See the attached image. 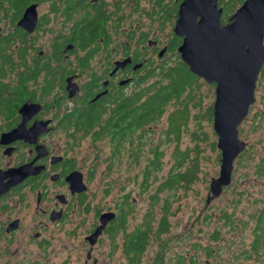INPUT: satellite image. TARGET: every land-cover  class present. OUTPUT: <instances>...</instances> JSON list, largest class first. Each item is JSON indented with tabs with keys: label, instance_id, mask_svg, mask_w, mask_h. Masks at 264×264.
Segmentation results:
<instances>
[{
	"label": "rangeland",
	"instance_id": "1",
	"mask_svg": "<svg viewBox=\"0 0 264 264\" xmlns=\"http://www.w3.org/2000/svg\"><path fill=\"white\" fill-rule=\"evenodd\" d=\"M31 3L34 2L29 4ZM37 3L39 16L48 15L50 0H38ZM9 18L4 16L0 21L1 36L16 32V25ZM172 21L162 20L166 24V31L171 29ZM59 29L60 20L54 19L45 29L36 30L34 34H38V39L35 40V45L45 51L53 48L55 31ZM164 33L165 30L161 34L152 35L159 34L160 39L165 40ZM26 37L29 38V34L26 33ZM19 39L16 37L8 52L10 57L24 60L28 54L25 51L22 55L21 50L27 44L20 43ZM18 48L22 49L17 50ZM98 59L99 57L92 59L91 63H97ZM49 60L51 62L52 58ZM179 60L182 58L153 57L151 62H147L150 66L146 69L154 68L155 75L148 79L147 84L158 81L166 83L167 79H164L160 71ZM145 72L140 71L141 74ZM142 85L144 87L146 83ZM127 89L129 93L139 89L138 83H130ZM58 93L57 90L50 94V99L58 96ZM255 94L256 103L239 125V137L247 145L235 159L232 182L209 202L212 179L220 176L222 155L213 117L208 115L216 98L214 87L204 79L198 80L197 85L192 87L188 121L182 127L179 140H175L173 135H170L171 140L168 139V115L181 107L187 92L183 93L181 99L172 100L164 115L149 125L141 138L138 136L139 132H136L132 139L134 146L128 142L124 148H116V140L106 122L108 115L104 114L92 133L85 137L76 135V140L72 142L75 153H71L78 157V167L86 175L87 201L91 207L89 214L83 212L82 206H78L70 211L67 221L54 224L42 211H38L34 191L29 193L24 202L18 203L14 198L0 202L1 222L9 218H21L18 230L3 232L0 237V264H130L129 256L125 255L118 236L112 239L107 234H99L94 243L85 240L94 221L95 207H112L129 192L131 199L134 198V212L129 217L130 229L151 219L156 231L161 216L165 213V200L169 203L168 231L160 235L159 240L150 237L140 264H179V257L182 256L187 258L185 264H264V246L261 248V255L252 251L256 218L264 202V75L257 83ZM66 106L69 109L70 103L66 102ZM63 137L64 132L60 131L51 142L64 146ZM157 146L164 154L160 159V166L153 168L150 165V161L155 159L152 149ZM133 151H136L138 159L133 157ZM183 153L188 154L185 164L176 168L178 158ZM25 155L22 152L7 157L0 151V165H12ZM147 168L151 169V176L148 187H145ZM92 171L94 174H91ZM175 171L194 173L195 179L190 183L180 182L176 187L166 188L159 193V201L155 203L152 195L160 183ZM121 186L125 188L120 189ZM7 206L10 209L5 208ZM226 213L232 214V224L226 223ZM216 230L220 232L218 240L212 237ZM37 233L40 235L35 237ZM161 240L167 242L166 247L160 244ZM117 243L119 248L114 250ZM209 246L216 247L211 255L204 250ZM192 257L194 260L191 262Z\"/></svg>",
	"mask_w": 264,
	"mask_h": 264
},
{
	"label": "flooded vegetation",
	"instance_id": "2",
	"mask_svg": "<svg viewBox=\"0 0 264 264\" xmlns=\"http://www.w3.org/2000/svg\"><path fill=\"white\" fill-rule=\"evenodd\" d=\"M245 1L215 0L212 3L216 5L217 12H220L221 27L232 23V16ZM183 2L184 0H50V12L48 15L39 16L35 30L29 32L22 28L29 34L25 43L27 47L23 48L28 57H24V60L20 57L16 59L10 57L11 62L6 65L10 67L9 70L5 73L0 71L1 86L8 90L7 96L13 99L0 108L3 109L2 113L0 111V151L7 157L22 152L26 155L12 165H0V169L9 170L27 165L33 172L4 193L0 197V202L8 198H14L18 203L24 202L28 199L29 193L34 191L38 211H42L54 224L67 221L70 211L78 206H82L83 212L89 214L91 207L87 201L86 175L78 167V157L71 152L75 153L72 142L76 140V135L81 134L85 137L92 133L97 125L90 131L84 129L78 131L75 125L79 114L84 110H90L89 108L101 109L97 123L102 121L104 114H107L106 122L112 137L120 128L123 129V140L121 144L116 143V148H124L126 143H131L129 132L131 92L129 93L127 88L130 83H138L137 80L148 70L154 69H146L150 66L147 62H151L153 57H182L179 48L185 36L177 33L176 25ZM201 18L202 16H198L197 21ZM54 19L60 20V29L55 31L54 47L45 51L35 45L38 34L34 33L36 30L45 29V26ZM163 19L173 20L170 30L166 31ZM163 30L165 40L160 39L159 34L152 35L161 34ZM214 31H209L213 39L217 34ZM83 32L85 34L81 35ZM21 40L19 39V42ZM97 57L98 62L91 63L92 59ZM129 58L131 62L121 65V62ZM187 66L198 80L204 79L214 87L216 95L217 83L208 82L203 76L192 72L189 65ZM142 70L146 72L141 74ZM263 75L264 64L257 83ZM7 78L10 80L7 81ZM57 90L59 95L53 96L51 100L50 94ZM256 101L255 94L252 105ZM66 102L70 103L69 109L65 107ZM214 105L215 101L211 106L213 121ZM8 106L12 109L9 110ZM120 107L124 111L122 116H125L122 120L118 113ZM6 109L9 112H6ZM25 118L22 137L3 142V135L19 128ZM119 119L122 126H116ZM60 131L64 132V146L58 142L55 144L51 142ZM136 132H139V137L145 134L143 127H139ZM136 132L132 134L135 135ZM132 145L134 146V143ZM91 174H94V171ZM73 183L78 185L77 188H73ZM84 185L86 188L79 190ZM133 202L134 198L131 199L129 192L112 207L106 209L102 206L95 207L94 221L85 240L90 243L89 236L103 226L100 236L107 234L112 239L118 236L122 241L121 247L128 256L126 243L129 236L140 227H145L141 222L130 229L129 217L134 212ZM105 214H109L110 217L103 225L102 217ZM20 224L19 217L0 221V237L3 232L12 233L18 230ZM115 227L117 235L112 237L109 230ZM39 235L40 233H37L35 237ZM116 245L117 248L114 250L119 248V244Z\"/></svg>",
	"mask_w": 264,
	"mask_h": 264
},
{
	"label": "water",
	"instance_id": "3",
	"mask_svg": "<svg viewBox=\"0 0 264 264\" xmlns=\"http://www.w3.org/2000/svg\"><path fill=\"white\" fill-rule=\"evenodd\" d=\"M214 1L184 0L176 25L177 33L185 36L179 48L182 60L192 72L203 76L208 82L217 83L214 129L219 136L218 147L222 151L221 170L220 176L212 179L208 202L219 196L223 188L232 182L235 159L246 148L247 142L239 137V125L248 116L250 106L255 101L257 79L264 64V0H246L232 16V23L224 27L220 24V12H217L216 5H212ZM37 7L36 2L29 4L17 21V26L34 31L39 19ZM198 16H202L200 21H197ZM209 31L217 32L215 39ZM129 62L130 58L121 65ZM25 124L26 118L19 128L3 135V142L22 137ZM32 172L27 165L0 169V197ZM77 186L73 183V188ZM85 188L84 185L79 190ZM109 217V214L102 217L103 225ZM102 228L99 227L89 236L91 243L96 241Z\"/></svg>",
	"mask_w": 264,
	"mask_h": 264
},
{
	"label": "trees",
	"instance_id": "4",
	"mask_svg": "<svg viewBox=\"0 0 264 264\" xmlns=\"http://www.w3.org/2000/svg\"><path fill=\"white\" fill-rule=\"evenodd\" d=\"M38 0H0V21L4 16L10 17L9 19L15 24L16 32H10L8 34H4L0 37V71L5 73V71L9 70L10 64V52L9 48L16 40V37H19L22 44L26 43V32L20 27L17 26L16 22L21 18L23 15L22 13L25 10V7L30 2H37ZM85 33H81L84 35ZM79 37V36H78ZM20 42V43H21ZM22 49V48H21ZM22 55L25 53V49H22ZM164 75V79H167L166 83L164 82H153V84L148 85V79L155 75V70H148L143 77L137 80L139 89L134 90L130 94V110H129V132L131 143H133L132 138L134 135L132 133L136 132L139 127L144 128V132H147L148 126L159 120L164 113L166 112L167 105L172 100H179L181 99L183 93L187 92V95L182 102L181 107L176 108L173 110L169 115V130L167 131L168 139L171 140L170 135L175 137V140H179L182 132V127L187 124L188 121V114H189V102L192 100V87L196 84L198 79L189 71L188 66L185 64L184 61L179 60L176 64L171 67H163L160 71ZM163 81V80H162ZM143 83H146V86L143 87ZM0 82V108H3L4 104L10 103L13 99L7 96V89L4 86H1ZM11 106V105H9ZM9 108L11 110L12 108ZM90 110H84L81 114H79V119L76 123V129L90 131L92 128L95 127L97 121L99 120L98 113H101V109L96 108H89ZM1 109V113H2ZM89 111V112H87ZM6 112H9L6 109ZM123 108L118 109V113L120 114V119L122 120L123 117ZM208 115L213 117V107L210 108L208 111ZM116 124V126H122L121 122ZM98 137V136H97ZM141 137V136H140ZM116 140V143L121 144L123 140V129L118 130L117 134L113 136ZM134 149V148H133ZM152 152L155 154V159L150 161V165L153 168H158L160 166V159L163 156V150H159V146L152 149ZM133 157L138 159L136 156V151H133ZM187 153H183L178 158V162L176 163V168H179L185 164V160L187 158ZM145 187H148V181L150 180L151 176V169H146L145 171ZM194 173L186 174L180 171H175L172 175L160 183L155 191L152 198L154 199L155 203L159 201V193L163 192L166 188H173L176 187L180 182L190 183L192 182ZM164 212L161 216L159 226L157 227L156 231H154V226L151 224V219L149 222L145 223V227L137 229L134 233H131L129 236V240L126 243V252L129 256L130 264H139L143 253L146 251L148 244L150 242V237H155L156 240H159V236L166 233L169 228L168 223V208L169 203L168 200H165L164 205ZM225 221L227 224H232V214L226 213L224 214ZM125 218V216H124ZM123 222V221H122ZM109 233L112 237L117 235L116 227L109 230ZM254 240L252 243V251L258 255H261V248L264 246V202L259 210V213L256 218V224L254 227ZM212 237L214 240H218L220 238V232L216 230ZM159 238V239H158ZM165 240H161L160 244L164 247L167 246V242ZM216 246V245H215ZM209 246L207 249H204L208 255L214 253L216 247ZM117 248V245L114 249ZM187 258L185 256L179 257V264H185ZM194 257L190 258L192 262Z\"/></svg>",
	"mask_w": 264,
	"mask_h": 264
}]
</instances>
